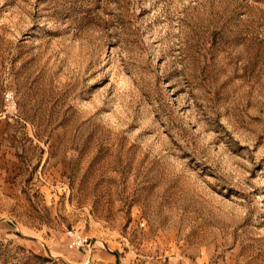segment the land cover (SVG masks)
<instances>
[{
    "label": "rangeland",
    "instance_id": "rangeland-1",
    "mask_svg": "<svg viewBox=\"0 0 264 264\" xmlns=\"http://www.w3.org/2000/svg\"><path fill=\"white\" fill-rule=\"evenodd\" d=\"M0 264H264V0H0Z\"/></svg>",
    "mask_w": 264,
    "mask_h": 264
},
{
    "label": "built area",
    "instance_id": "built-area-1",
    "mask_svg": "<svg viewBox=\"0 0 264 264\" xmlns=\"http://www.w3.org/2000/svg\"><path fill=\"white\" fill-rule=\"evenodd\" d=\"M8 99H11V97H9ZM70 234H71V243H70L71 247L80 248L82 246L89 245L90 243L89 238L80 234L78 230L70 231Z\"/></svg>",
    "mask_w": 264,
    "mask_h": 264
}]
</instances>
